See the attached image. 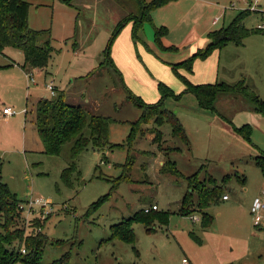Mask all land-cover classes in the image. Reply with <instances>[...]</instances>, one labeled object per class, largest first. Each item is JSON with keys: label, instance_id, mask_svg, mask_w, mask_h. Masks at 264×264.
Wrapping results in <instances>:
<instances>
[{"label": "rangeland", "instance_id": "1", "mask_svg": "<svg viewBox=\"0 0 264 264\" xmlns=\"http://www.w3.org/2000/svg\"><path fill=\"white\" fill-rule=\"evenodd\" d=\"M26 1L31 3L29 27L46 30L43 34L52 38L55 50L49 68L56 75V92L78 95L89 112L116 120L110 123L109 140L122 144L114 149L89 146L74 157L69 141L59 155L44 153L34 120L37 99L51 96L46 88L51 76H37L36 85L17 69H0L2 107L28 109L27 114L0 118V183L21 201L17 226L26 235L42 232L49 239L39 264H50L66 253L69 264H182L184 257L190 264H264V220L255 225L250 212L254 199L264 192V172L255 162L264 152V115L244 96L221 95L213 103L215 110L203 109L181 77L195 85L233 84L245 78L264 99V32L246 37L244 45L229 43L207 58L197 57L192 72L179 68L177 73L171 65L205 47L206 31L228 25L248 4L172 0L162 6L146 34L149 39L152 30L155 38V28L166 26L164 44L179 48L169 55L150 52L136 42L132 21L113 38L122 17L129 11L139 13L136 1L73 0L74 6L59 0ZM256 8L244 18L249 29L264 24V0ZM5 54L24 61L18 48L7 47ZM7 59L0 53V66ZM88 75L93 76L89 81ZM23 85L30 87L29 95ZM162 86L173 93L164 104L179 117L189 143L174 136L167 122L160 128L162 146L154 143L152 120L130 137L142 111L128 95L153 104L162 99ZM165 162L170 169L166 172ZM72 165V184L67 185L62 174ZM201 184L222 188L218 202L204 209L213 218L209 227L204 226V214L194 210ZM188 194L186 213L183 202ZM153 204L158 206L152 213L154 231L147 232L137 221L134 243L112 237V225ZM4 224L0 214V232Z\"/></svg>", "mask_w": 264, "mask_h": 264}, {"label": "trees", "instance_id": "2", "mask_svg": "<svg viewBox=\"0 0 264 264\" xmlns=\"http://www.w3.org/2000/svg\"><path fill=\"white\" fill-rule=\"evenodd\" d=\"M59 1L66 5L74 6L73 0ZM129 1H136L140 11L139 13L131 12L120 19L114 28L113 38L118 35L126 23L132 21L134 23L133 39L139 42L143 41L141 34L145 24L153 22L152 12L172 0ZM30 6L31 3L26 0H0V53L5 54L4 51L7 47L18 48L24 54V63L21 67L39 72L49 65L55 49L52 46V38H47V35L43 34L48 31L35 30L29 27ZM248 14L249 11H241L228 25L210 31L208 33L209 40L205 47L199 48L196 53L178 63H171L174 71L178 73L179 68H185L192 72L193 64L197 57L201 59L207 58L215 49H221L229 43L244 45L243 40L246 37L254 33L264 32L258 27L254 29L246 27L244 18ZM167 33L168 29L164 25L155 28V45L157 49L160 51L178 52V47H167L163 44L162 39ZM146 47L155 53L147 45ZM108 51L109 49L107 48ZM109 62L117 72L113 60L109 59ZM181 77L187 84V91L195 94L203 109L215 110L213 103L221 95L244 96L252 102L258 113L264 115V99L247 84L245 79L233 84L217 81L214 84L195 85L190 83L184 76ZM161 91L162 99L153 104H148L131 93L128 95V98L132 99L142 111L140 118L132 123L130 137L135 136L142 124H148L152 120L155 124L154 129L151 131L154 134V143L162 146L163 132L160 128L166 122L171 124L174 136H178L184 142L189 143L186 130L179 117L164 104V100L173 96V93L166 86H162ZM179 98L175 97V99ZM113 121L116 120L112 117L93 114L83 105L69 102L64 91H57L54 96L42 97L36 104V130L44 146L43 152L48 155H59L63 144L69 141L73 142L72 153L74 157L78 156L79 153L89 146L98 149L108 146L111 149L121 147L122 144H111L109 140L110 123ZM244 129L250 131L251 127L245 125ZM86 130L89 131V134H86ZM237 130L243 132L241 128H237ZM168 162L163 164L162 171L170 170L167 166ZM255 162L264 172V152H261L255 158ZM74 170L75 166L72 165L63 171L62 178L67 185L72 184ZM206 187L201 184L199 199L194 206L196 208L194 210L204 214V226L209 227L213 222V218L204 212V209L208 208L212 203L218 202L222 188L218 186ZM190 196L188 194L184 199L183 212H189L186 209V204L190 202ZM20 202L16 194L12 193L5 183H0V214L1 218L5 219L4 230L0 232V264H13L17 261H24L27 264H39L45 245L49 241L48 237L42 232L26 235L24 230L17 226V218L20 217V212L18 211ZM99 202L94 205H98ZM154 211L146 213L144 209H140L119 223L112 225V237L134 243L135 232L133 223L137 221H141L146 225L147 232L154 231L151 227L154 222L152 214ZM23 245L26 246L27 250H30L27 251L25 249L26 253H23ZM69 257V253H66L50 264H69Z\"/></svg>", "mask_w": 264, "mask_h": 264}, {"label": "crops", "instance_id": "3", "mask_svg": "<svg viewBox=\"0 0 264 264\" xmlns=\"http://www.w3.org/2000/svg\"><path fill=\"white\" fill-rule=\"evenodd\" d=\"M147 1V0H146ZM151 1V0H150ZM69 6V5H68ZM161 8V7H160ZM160 8H158V9H156V10H154L153 12H152V16H153V21H154V18H159L158 17V11L160 10ZM158 12V13H157ZM129 13H131L130 11L127 13V14H129ZM157 13V14H156ZM126 14V15H127ZM123 18V17H122ZM121 18V19H122ZM161 21V20H160ZM163 24H165V22L164 21H161ZM219 21H216L215 22V20L213 21V24L215 25L216 23H218ZM118 23V22H117ZM152 24H153V22H152ZM147 25H148V23H146L145 24V26H144V30L142 31V34H141V37H142V39H143V41H139L140 43H143L144 45L146 44L148 47H150L152 50H154L155 52H157V51H159L160 52V50H158L157 49V47H156V45H155V38H153V31L151 30V32H150V37H149V39H148V36H147V34H146V31L147 30H149L150 28H148L147 27ZM217 29H220V28H216L215 30H217ZM210 31H213V30H207L206 31V36H207V40H206V44L208 43V33L210 32ZM166 36V35H165ZM164 36V37H165ZM163 37V38H164ZM162 41H164V39H162ZM163 44H164V42H163ZM146 45L144 46V47H146ZM165 45V44H164ZM166 46V45H165ZM168 47V46H167ZM147 48V47H146ZM157 49V50H156ZM149 50V49H148ZM5 51H6V49H5ZM5 51H4V53H5ZM150 51V50H149ZM150 52H152V51H150ZM161 52H165L166 54H169V55H171V53H173V52H171V51H161ZM174 53H176V52H174ZM5 56H7L8 57V59H7V61H6V63H4V64H2L1 66H0V69H17V71H19V73H20V75L23 77V73L25 74V76H26V73H33L34 74V76H35V80H36V82L34 83V84H38V81H37V79H36V77L38 76H41V75H45L46 76V78H47V76H51V81H55V77H56V75L54 74H52L51 72H50V68H49V65L45 68V69H43V70H41V71H36V70H32V69H23L22 67H21V65L24 63V61L23 62H17V61H15L14 59H12L10 56H8V55H6V54H4ZM53 57V56H52ZM51 61V60H50ZM177 63H178V61H176ZM50 63V62H49ZM94 74V73H93ZM93 78V76H87L86 77V79H87V81H89V80H91ZM243 79H245V78H243ZM240 80H242V79H240ZM239 81V80H238ZM32 84V83H31ZM28 87V86H27ZM25 85H23L22 87H21V89L22 90H24V92L26 91H28L27 92V94L29 95L30 94V92H29V89L28 88H30V87H28L27 88ZM55 87H57L56 85H55ZM57 89H58V87H57ZM66 94V93H65ZM66 98H67V100L69 101V102H71V103H74V104H81V105H83L85 108H87L88 109V104L87 103H84L83 102V99L81 98V97H79L78 95H66ZM29 99V97H27V100ZM41 99V98H40ZM40 99H37V101H36V104H37V102L40 100ZM14 108V107H13ZM15 109V108H14ZM2 110H3V107H2V102H0V118L3 116L4 118H8V117H10V116H6V115H4L3 114V112H2ZM16 110V109H15ZM89 110V109H88ZM17 111V110H16ZM22 111V110H21ZM27 113H28V109H27ZM26 113V114H27ZM34 124H35V120H34ZM36 126V125H35ZM153 136H154V134H153ZM163 161H160V164L162 163ZM225 195H227V194H225ZM228 199H229V197H228ZM227 200V199H226Z\"/></svg>", "mask_w": 264, "mask_h": 264}, {"label": "built area", "instance_id": "4", "mask_svg": "<svg viewBox=\"0 0 264 264\" xmlns=\"http://www.w3.org/2000/svg\"><path fill=\"white\" fill-rule=\"evenodd\" d=\"M242 1H245L246 4H248V7L241 11H256L257 10V5L258 3L260 2V0H242ZM237 5H236V2L235 1H232L231 2V7L235 8ZM218 21V18L215 20V22ZM258 28L261 29V30H264V24H259L258 25ZM26 77L28 79L29 82L31 83H35L36 80H35V76L33 73H26ZM46 88L47 90L50 92L51 96H54L56 94V89H55V84L53 81H50L46 84ZM3 114L6 115V116H12L16 113H24L26 114L27 113V109L25 108L24 110L22 111H16L13 107L11 106H4L3 107V110H2ZM223 199H228V195H224L223 196ZM43 207L45 206V204L43 203L42 204ZM144 212L148 213V212H151V211H154V210H158V206L155 204L153 205H150V206H145L144 208ZM250 212H251V215H252V218H253V222L255 225L257 226H260L264 220V192H262L259 196H257L253 203H252V206H251V209H250ZM198 217L197 216H193V220L194 221H197ZM22 252L23 253H26V250L25 249H22ZM182 264H190V259L187 258V257H184L182 259Z\"/></svg>", "mask_w": 264, "mask_h": 264}]
</instances>
